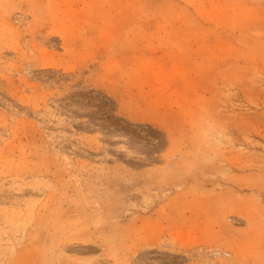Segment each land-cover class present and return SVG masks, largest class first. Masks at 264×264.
<instances>
[{"label":"rangeland","instance_id":"rangeland-1","mask_svg":"<svg viewBox=\"0 0 264 264\" xmlns=\"http://www.w3.org/2000/svg\"><path fill=\"white\" fill-rule=\"evenodd\" d=\"M93 2L0 0V264H264V0Z\"/></svg>","mask_w":264,"mask_h":264},{"label":"crops","instance_id":"crops-1","mask_svg":"<svg viewBox=\"0 0 264 264\" xmlns=\"http://www.w3.org/2000/svg\"><path fill=\"white\" fill-rule=\"evenodd\" d=\"M95 1V0H94ZM85 2V1H84ZM83 3V2H82ZM90 5L89 6H86L85 4V6L86 7H90V8H95V2H93V0H90ZM77 8H80L79 7V5H77ZM90 19H88V20H84L85 21V23H87V24H96L97 22H96V20H91V21H89ZM89 22V23H88ZM183 24H189V23H191L188 19H186V20H184V22H182ZM206 23V22H205ZM105 24V23H104ZM110 37H111V35H110ZM109 36H108V38H110ZM112 41V40H111ZM104 43L106 44H104V45H101V44H99V47H102V49H104L105 50V48H107V51L109 50V48H108V45L111 43L108 39H105L104 40ZM99 47H98V49H99ZM87 50H88V48H87ZM91 50V51H90ZM88 54H89V56H90V53L91 52H95V48H90L88 51ZM158 53V52H157ZM107 56H108V53H107ZM109 57H107V59H108ZM107 59H105V60H107ZM155 59L157 60V61H152V62H156L155 64L154 63H148L147 64V66L149 67V69L151 68V69H155V70H158V67H159V65H158V63H161L162 62V64H163V62L164 61H158V55H157V57L155 56ZM82 61V60H81ZM78 63H82V62H78ZM104 64L106 65L107 64V62L105 61L104 62ZM170 70V69H169ZM168 70H166L165 72H167ZM129 118H131V117H129Z\"/></svg>","mask_w":264,"mask_h":264}]
</instances>
